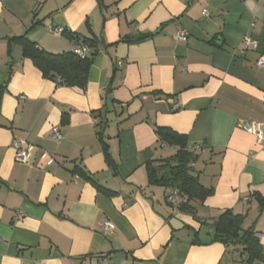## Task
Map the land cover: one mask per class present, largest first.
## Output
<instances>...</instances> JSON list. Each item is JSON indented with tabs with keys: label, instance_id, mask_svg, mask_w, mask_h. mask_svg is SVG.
Here are the masks:
<instances>
[{
	"label": "crops",
	"instance_id": "0c3cea01",
	"mask_svg": "<svg viewBox=\"0 0 264 264\" xmlns=\"http://www.w3.org/2000/svg\"><path fill=\"white\" fill-rule=\"evenodd\" d=\"M179 29L188 36L176 42ZM23 35L53 54L94 39L85 89L43 78L9 43ZM260 57L264 0H0V264H264L213 230L225 211L241 215L264 253V145L244 130L264 125ZM157 128L199 148L193 169L201 160L213 194L190 203L193 216L148 184L146 163L177 151ZM14 139L34 147L28 164L15 161Z\"/></svg>",
	"mask_w": 264,
	"mask_h": 264
},
{
	"label": "trees",
	"instance_id": "16d2710c",
	"mask_svg": "<svg viewBox=\"0 0 264 264\" xmlns=\"http://www.w3.org/2000/svg\"><path fill=\"white\" fill-rule=\"evenodd\" d=\"M36 25L37 23H32L30 29ZM9 43L21 47L22 57L31 61L43 78L57 80L66 87L81 90L86 87L93 58L99 52L98 43L92 38H85L78 42L79 46H88L91 50L85 58H79L72 51L58 54L49 53L36 43L31 42L26 35L9 39ZM4 90L5 86H0V100ZM97 135L105 161L116 173L117 165L111 158L106 143L102 140L101 132H98ZM156 135L162 147L176 148L177 151L170 157L146 163L148 184L170 189L171 193L166 199L175 195V203L169 204L176 206L178 212L193 216L195 210L190 203L203 204L205 199L213 194V190L202 186L197 175L193 173V167L197 161L194 150L199 148L189 150L186 136L168 128H157ZM255 198L261 207L264 206L263 197L256 195ZM242 222L243 216L225 211L213 224L214 241L232 242L240 245L250 263L264 261V253L258 238L251 230L243 231Z\"/></svg>",
	"mask_w": 264,
	"mask_h": 264
},
{
	"label": "built area",
	"instance_id": "2783aa9c",
	"mask_svg": "<svg viewBox=\"0 0 264 264\" xmlns=\"http://www.w3.org/2000/svg\"><path fill=\"white\" fill-rule=\"evenodd\" d=\"M203 14L206 16L207 12L203 11ZM51 34H55V35H61L64 33V30L62 28H49L48 30ZM187 32L184 29H179L175 32L174 35V40L176 42H181L187 39ZM256 42L251 41V40H244L243 41V46L245 49H249V48H256ZM101 48H99L98 50L100 51ZM72 52L77 55L79 58H85L87 55H89V53L91 52L90 48L88 46H75L72 50ZM118 68H121L122 64L120 62H118ZM256 66L258 69L260 70H264V58L260 57L257 62H256ZM173 110H177L179 109V106L177 104H173L172 106ZM244 130L247 133H250L252 135L255 136L256 138V142L258 145L262 146L264 145V125L263 124H259V123H251L249 125L244 126ZM51 137L55 142H60L63 138L61 130L59 127L54 126L51 129ZM11 147L14 150V154H15V161L17 163L20 164H28L29 160L32 156L34 147L30 144H28L27 142H25L24 140H20V139H14L11 143ZM198 148V146H197ZM40 158L42 160L46 161V165H51L53 164V159L49 156V154H47L46 152H43L40 155ZM167 201L171 204L175 203V195H171L168 197ZM246 201V200H245ZM18 217H21V214H19ZM113 230V226L111 225V223L109 221H104L101 224V232L103 235H109L112 233Z\"/></svg>",
	"mask_w": 264,
	"mask_h": 264
},
{
	"label": "rangeland",
	"instance_id": "374dc122",
	"mask_svg": "<svg viewBox=\"0 0 264 264\" xmlns=\"http://www.w3.org/2000/svg\"><path fill=\"white\" fill-rule=\"evenodd\" d=\"M173 152V149H171L170 151H169V154L168 155H166L165 157H167V156H169V155H171V153ZM201 163V164H200ZM203 163H202V161L200 160L199 162H198V168H196V169H193V173L194 174H197L198 172H199V166L200 165H202Z\"/></svg>",
	"mask_w": 264,
	"mask_h": 264
}]
</instances>
